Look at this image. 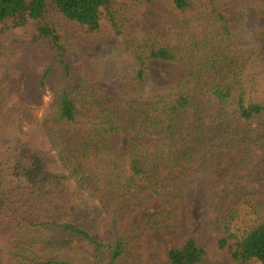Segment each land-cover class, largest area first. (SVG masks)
<instances>
[{
	"label": "trees",
	"instance_id": "obj_1",
	"mask_svg": "<svg viewBox=\"0 0 264 264\" xmlns=\"http://www.w3.org/2000/svg\"><path fill=\"white\" fill-rule=\"evenodd\" d=\"M230 7L248 10L252 30L232 32ZM110 37L123 40L113 99L79 54V44L94 52ZM0 39V264H139L144 230L128 222L126 199L182 202L196 161L254 145L264 152V135L239 127L264 128V0H0ZM150 60L185 73L167 89L152 86ZM204 92L216 103L210 126ZM51 186L60 208L39 202ZM230 196L217 248L234 264H264V189ZM153 264L213 262L189 238Z\"/></svg>",
	"mask_w": 264,
	"mask_h": 264
},
{
	"label": "rangeland",
	"instance_id": "obj_2",
	"mask_svg": "<svg viewBox=\"0 0 264 264\" xmlns=\"http://www.w3.org/2000/svg\"><path fill=\"white\" fill-rule=\"evenodd\" d=\"M230 0H227L229 3ZM232 19L231 30L237 34L251 29V16L243 8H226ZM60 26H64L75 34V27L68 20L56 16ZM27 29H16L14 34H24ZM78 40V39H77ZM81 40V39H80ZM78 40V43H80ZM3 40L0 39V46ZM83 40H81L82 42ZM122 38L110 37L105 43H97L91 52L86 43L79 44V54L91 71H96L109 99H113L120 87V79L116 78L118 68L115 55L123 48ZM3 71L0 69V77ZM185 73V68L178 63L150 60L147 64V79L150 85L167 89ZM51 101L47 93L44 103L37 108V115L43 117ZM202 119L208 126L213 121L216 103L208 92L199 97ZM192 116L187 118L190 125ZM243 130H257L264 135V128L257 124L241 122ZM213 135V131L209 133ZM126 139L121 138V150H124ZM153 148L155 141L147 143ZM249 153L250 164L245 160ZM219 154L207 161H196V172L186 179L184 199L174 202L165 194L161 199L148 200L145 207L125 200L130 209L128 222L144 230L136 247L139 264H153L155 257L166 260V254L172 247L183 244L194 238L202 244L210 254L213 264H234L226 250L217 248L218 227L227 215L233 202L231 192L240 187L264 189V152L258 145L251 148L234 150L224 161ZM223 162V164H219ZM61 191L51 186L39 202L47 206L60 208L64 205ZM175 223V224H174ZM163 228V230L161 229ZM41 254L45 253L41 246L36 247Z\"/></svg>",
	"mask_w": 264,
	"mask_h": 264
}]
</instances>
